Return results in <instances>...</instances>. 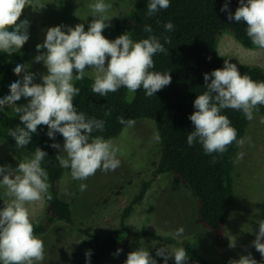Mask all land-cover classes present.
Listing matches in <instances>:
<instances>
[{
  "label": "clouds",
  "instance_id": "obj_1",
  "mask_svg": "<svg viewBox=\"0 0 264 264\" xmlns=\"http://www.w3.org/2000/svg\"><path fill=\"white\" fill-rule=\"evenodd\" d=\"M33 0H0V52L11 56L20 51L29 40L28 19L20 20L23 10L31 6ZM112 7L104 0H95L88 5L94 18L85 31L84 24L75 27L64 25L50 27L42 44H37L40 53L34 61L42 62L47 74L41 76L42 83H34L35 74L28 71L27 64H17L13 69L22 79L9 85L10 94L0 98V110L15 105L14 112L19 116L22 127L10 129L8 135L14 138L15 146L23 148L31 143L32 135L38 126H47V136L55 140L57 133L64 140L63 146L52 143L50 147L59 149L56 156L61 168L70 169L73 180L85 181L98 170L105 173L115 171L120 166L117 158L118 149L113 142L102 136L92 137L93 131L102 132L105 122L89 119L85 113L77 112L74 97L80 94V88L73 85V80H83L86 68L94 69V82L91 92L105 97L117 92L121 87L129 93L143 88L145 95L151 97L171 83L169 73L150 71L154 68L153 57L157 53L168 51L158 37L150 35L146 39L134 42L129 35L122 34L115 40H109L102 32L109 27L111 17L106 13ZM170 7V0H149L147 15L152 16L162 9ZM43 8V7H42ZM226 2L221 12L228 11ZM228 20L244 22L246 34L252 44L264 49V0H239V7L234 14L228 12ZM165 31H172L174 25L167 22ZM144 31L151 33L150 25ZM165 43H171L165 37ZM41 49L46 51L41 52ZM107 61V65H106ZM75 71V75H74ZM207 89L197 95L193 107L195 111L189 116L193 130L187 135V144L191 147L199 143L207 155L223 154L234 141L243 146L244 139L237 140V130L231 126L223 109L242 111L248 120H252L253 111L258 105H264V82H257L248 75H242L237 65L224 61V67L211 73H204ZM25 98V105L17 106V101ZM118 122L131 127L135 121L118 117ZM264 124V117L260 118ZM155 139L159 141L157 134ZM250 139V138H249ZM47 153L36 148L34 157L18 163L17 167L0 166V189L7 197L4 207L0 209V264H38L44 260V242L34 235V225L27 205L43 201L49 193L48 173L41 167ZM244 153H238L237 161ZM213 163L216 162L213 156ZM87 185H80L81 191ZM183 227L178 228L176 236L183 234ZM264 220L259 222L258 233L252 246L264 257ZM230 247L235 244L230 243ZM117 249L114 255H119ZM157 256L163 257L164 264L174 257L175 264H187L189 258L184 248L169 251L160 248ZM86 264H90L91 251L85 253ZM124 264H157L150 252L139 247L127 254ZM228 264H258L251 256L242 255L238 260L230 259Z\"/></svg>",
  "mask_w": 264,
  "mask_h": 264
},
{
  "label": "trees",
  "instance_id": "obj_2",
  "mask_svg": "<svg viewBox=\"0 0 264 264\" xmlns=\"http://www.w3.org/2000/svg\"><path fill=\"white\" fill-rule=\"evenodd\" d=\"M132 2L130 12L115 23L114 29L121 35H129L134 42L150 35L158 37L168 51L157 53L153 57L154 68L150 71L169 73L171 83L151 97L145 95L143 88L129 93L124 87L115 93L100 97L91 92L93 78L84 76L83 80L73 82L75 87L80 88V94L74 97L77 112L85 113L89 119L95 118L105 122L102 132L93 131V138L102 136L109 140L119 137L127 125L119 123L118 117H124L125 120L149 119L154 123L160 137L158 161L152 178L141 185L138 193L124 208L117 227L106 236L90 233L85 229L80 230L92 238L94 243L90 250V264H110V259L112 255L116 256L114 254L117 249H122L119 254L129 253L134 243L143 237L180 245L187 251V264H214L203 257L188 240L176 242L172 238L158 236L150 231L132 229L126 224V219L133 211L134 205L143 199L153 179L160 174H168L186 187L194 197L199 225L215 242L222 244L226 241V223L230 217L233 199L231 171L238 145L234 141L223 154L212 155L205 154L198 142L190 147L187 144V135L193 130V125L189 116L195 111L193 103L197 95L207 90L204 87V73L223 68L226 60L236 64L242 75H248L257 82H264V69L232 61L218 53L217 42L224 32L231 33L246 48H257L246 34V24L229 21L227 18L228 12L234 14L239 7V0H227L229 8L226 12L220 11L226 0H170V7L152 16L147 15L149 0ZM167 22L174 25L172 31H165L164 25ZM145 25L151 26V33L144 31ZM165 37H168L171 43H165ZM21 50L11 56L0 52V98L6 96L10 76ZM7 107L0 110V139L15 146L14 138L8 135L9 130L23 125L20 124L17 114L7 112ZM257 108L264 114V105H258ZM221 114L226 115L231 121V126L237 130V140L242 139L248 127V119L242 111L223 109ZM47 131V126H38L37 133L32 135L29 145L23 148L15 146L21 153L32 158L37 147L47 153L41 167L48 173L52 199L48 200L45 195L43 215L38 221H32L36 236L47 233L56 221L74 225L71 200L59 196V181L65 172L70 175V169L60 167L56 159L60 150L50 147L52 143H59L63 137L57 133L55 140H52L47 136ZM213 156L216 158L215 163L212 162ZM72 185L74 186V183ZM154 259L157 264H164L163 257L154 255ZM70 264H86L85 254H74ZM168 264H175L174 258H169Z\"/></svg>",
  "mask_w": 264,
  "mask_h": 264
},
{
  "label": "rangeland",
  "instance_id": "obj_3",
  "mask_svg": "<svg viewBox=\"0 0 264 264\" xmlns=\"http://www.w3.org/2000/svg\"><path fill=\"white\" fill-rule=\"evenodd\" d=\"M93 2L95 0H33L32 5L26 7L20 17V20L30 21V35L14 68L17 64H27L28 71L35 74L34 83H42L41 76L47 74V69L42 62L34 61V57L40 54L36 45L43 43L48 28L57 25L66 26L62 28L66 32L67 27L84 24L87 31L88 25L94 19L88 8ZM104 2L112 7L106 13L111 17L107 22L109 27L103 30L102 35L109 40H115L121 35L114 29L115 23L128 15L133 2ZM217 50L219 55L232 61L264 69V49L246 48L229 32L221 35ZM43 51L46 49H41ZM22 76L23 73L17 76L12 71L6 95L10 94L9 85L22 79ZM85 76L94 79L95 70L86 68ZM27 102L22 97L17 101V106ZM14 108L15 105L8 106L7 112L16 115ZM253 117L248 120V127L242 138L245 142L243 146L238 145L231 171L233 199L224 243L215 242L199 225L194 197L186 187L168 174H160L153 179L143 199L134 205L126 224L132 229L150 231L176 242L188 240L203 257L214 264H228L230 259L238 260L240 256L249 253L258 264H264V257L252 246L259 222L264 220V124L260 123L264 114L254 110ZM134 121L131 127H125L119 137L110 139L118 149L117 158L120 160V166L115 171L105 173L98 170L85 181L73 180L68 172L63 174L59 181V196L71 200L74 225L56 221L47 233L37 236L44 242V260L38 264H70L74 254H85L91 250L94 245L92 238L81 231L85 229L90 233L106 236L117 227L122 211L138 193L141 185L152 178L158 161V141L155 139L158 133L151 120L142 118ZM63 143L62 139L59 142L61 148ZM241 152L244 157L237 161V155ZM31 158L21 153L12 143L0 139V166L10 165L15 168L19 162ZM82 183L87 185L84 191L80 189ZM3 192L0 189V209L7 200ZM43 205L44 200L27 205L32 221H38L42 217ZM181 227L184 229L183 234L176 236V230ZM230 243L235 244V247H230ZM139 247L146 248L153 258L160 248L169 251L181 248L178 244L148 237L134 243L130 251ZM127 254L128 252L112 255V258L110 256V264H124Z\"/></svg>",
  "mask_w": 264,
  "mask_h": 264
},
{
  "label": "crops",
  "instance_id": "obj_4",
  "mask_svg": "<svg viewBox=\"0 0 264 264\" xmlns=\"http://www.w3.org/2000/svg\"><path fill=\"white\" fill-rule=\"evenodd\" d=\"M43 207H44V205H43ZM43 207H42V210H43ZM42 212V211H41Z\"/></svg>",
  "mask_w": 264,
  "mask_h": 264
}]
</instances>
